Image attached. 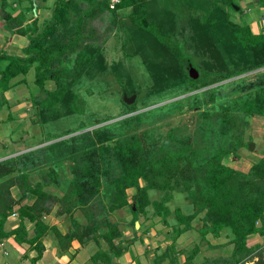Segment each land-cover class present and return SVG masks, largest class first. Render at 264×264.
Listing matches in <instances>:
<instances>
[{"label":"trees","instance_id":"obj_1","mask_svg":"<svg viewBox=\"0 0 264 264\" xmlns=\"http://www.w3.org/2000/svg\"><path fill=\"white\" fill-rule=\"evenodd\" d=\"M109 1L55 0L49 20L38 28L36 18L29 17V22L24 23L26 11L14 15L6 8V1L0 0L4 28L28 37L21 54L0 51V107L5 106L9 110L11 105L4 91L15 84L28 83L27 74L31 69L33 77L30 79L32 86L31 90L29 87L28 98L30 100V91L34 93L31 101L36 108L47 109L56 118L66 114H83L85 100L72 87L84 70L93 71L100 65L98 44L104 41L106 35L98 33L93 21L106 11L114 16L125 3L121 0L110 8ZM195 1L199 2L194 5ZM137 4L144 8L136 12L135 22L153 37L150 45L148 42L140 44L145 51V44L150 47L149 55H146L152 58L150 62L155 61L154 57H161L159 62L154 63L153 71L162 82L170 79L174 82V78H178L179 81L202 87L248 73L204 90L201 92L203 98L198 96L199 93L191 96L194 101L192 109L206 105L200 117L209 118L214 125L215 132L209 139V156L199 161L201 151L180 127L169 128L166 139L151 148L145 147L136 133L122 138L111 137L113 133L108 125L34 148L18 155L16 160L0 162V239L13 236L18 242H36L37 255L32 258V264H36L42 254L39 240L48 229L41 216L57 204V213L65 212L71 217L72 226L64 234L50 227L63 246L66 247L73 239L79 242L93 239L98 247L91 256L92 261L95 264H111L112 256L122 255L127 243L114 242L121 232L106 212L127 206L132 214L131 224L139 214H144L146 218L158 215L164 224L169 225L167 216L174 213L172 241L162 253L155 255L156 264L164 257H169L171 262V252L173 257L178 252L184 253L185 259L181 264H194L193 258L199 251L197 244L188 251L176 250L174 245L176 237L192 229V221L198 217L202 222L197 232L202 240L208 233L217 237L225 229L232 244L226 259H205L208 262L204 264H215V261L218 264H244L255 253L254 248L264 244L263 241L254 248L247 245L250 234L259 233L264 237V155L249 160L238 153V149L248 142L243 137L247 119L264 117V26L256 32L240 17L235 20L231 17L233 9L228 0H191L189 4L193 8L203 11L200 16H191L189 20L194 51L196 54L205 51L209 55V59L203 61L206 70L200 71L197 79H192L185 63L194 65L193 59L179 48L169 46L173 43L171 33L168 34L171 23L150 20L147 4ZM234 4V8L239 10L240 6ZM166 13L169 14V11ZM49 82H52V88L47 87ZM38 93H43V98L37 97ZM124 105L130 111L136 109L135 103ZM40 109L35 112L37 115L32 118L33 122L43 121L41 115L44 114ZM10 118L9 112L7 119ZM127 118H124L125 122H128ZM61 157L71 162L68 165L70 177H60L51 166ZM228 157L231 159L227 160ZM240 160L249 163L247 169L230 165V162ZM41 164L48 166L44 172L41 170L40 179L32 183L26 169L29 165L33 168ZM15 170L17 173L11 175ZM50 180L60 186L61 195L44 189ZM61 181L64 186L60 185ZM13 183L19 186L22 196L30 193L35 200L32 204L20 205L17 208L19 224L10 231H4V221L16 204L8 190ZM129 187L135 189L131 200L126 193ZM151 192L162 195L160 199H154ZM175 192L182 193L191 202L192 208L188 212L180 206L171 211L168 200ZM95 201L99 202L98 211L92 204ZM149 206L152 207L151 215L147 213ZM76 208H80L86 217L85 223L81 224L73 217ZM24 220L33 222L36 228L35 235L30 239L26 236ZM148 229L144 228V231ZM101 239L106 242V248H103ZM261 252L256 251L257 259L253 264H264V253Z\"/></svg>","mask_w":264,"mask_h":264},{"label":"rangeland","instance_id":"obj_2","mask_svg":"<svg viewBox=\"0 0 264 264\" xmlns=\"http://www.w3.org/2000/svg\"><path fill=\"white\" fill-rule=\"evenodd\" d=\"M190 1L191 0H125V3H123L124 5L119 7L114 15L117 17H114L110 11H106L104 14L102 13L97 17L93 21L94 27L97 29L98 33L106 35L104 41L98 44L100 65L99 67L93 68V71H91V69L88 71L84 70L85 72L82 73L72 87L73 91L80 94L85 100L84 113L66 114L60 118H56V116H52L47 109L36 108L31 101V96L34 93L31 94L30 91V102L24 104L21 102L19 104V108L21 109H19V113L16 115L18 123L9 124V127L18 126L20 128L21 133L13 136L16 138L21 136L23 138L27 137L28 135L25 129L31 127L33 129L30 134L32 138H30L28 142H24L27 141L26 139L28 138H26L23 141H19V144L16 143V145L9 147L11 148L10 152L20 153L25 149L27 150V148L44 147L48 143L63 138L66 139L84 131H91L104 125L110 127L113 133L111 137L122 138L128 134L136 133L141 138L143 145L147 148H151L166 139V133L169 128L180 127L182 128L183 134L188 136L195 147L201 151L199 161L207 158L210 154L209 139L215 132L214 125L209 118L200 117V113L206 108V105L202 104L200 108L192 109L191 106L194 104V101H192L191 96L199 93L198 96L203 98L201 95L204 90L246 76L248 73H241L232 78L220 82H213L202 87L199 85L194 86L186 81H179L178 78H174V82L172 79L167 82H162L160 76L153 71L155 69L154 63L157 61L159 62L161 57H154L155 61L150 62L149 60L152 58L146 56L149 55L150 47L145 44V48H147L145 51L143 44H140L141 42H148L150 45L153 37L140 29L135 22L136 12L144 8L137 3L143 2L145 5L147 4V14L150 20L156 19L157 21L160 19L164 23L170 22L168 34L171 33L170 35L173 37V43L171 42L169 46L172 49L179 48L186 56L193 59L194 65L186 62L185 69L188 73L189 65L196 68L198 71L196 78H192L189 73L188 75L192 79H197L200 71L206 70L203 61L209 59V55L205 51L199 52L198 54L194 51L192 30L189 25V20L191 16H200L203 11L202 9L193 8L194 6L189 4ZM242 1H245V3L248 1L250 4L255 3L254 0ZM154 2L155 4L153 6ZM197 2L199 1H195L194 5L197 4ZM228 2H230V7L233 9L232 12L229 9L231 17L237 21L239 17L242 21H248L247 16L255 12L253 10L250 13L248 12V15L245 14V12H243L244 8L242 3L239 0H228ZM233 2L240 6L239 10L234 8L235 4ZM258 3L264 4V0H259ZM134 4L137 5L134 6ZM162 9L169 11V14ZM260 13H264V7L261 8ZM29 75L32 76L33 71L29 72L28 76ZM47 87L52 88V82H49ZM132 95L134 99L129 104L135 103L136 109L130 111L129 108L124 105V97ZM23 96H27V90H24ZM43 96V93H38L37 95V97L40 98H43ZM60 107L62 108V104ZM37 109H40V111H42L41 113L44 114L41 115L43 116V118L41 117L43 121L40 119L42 122L40 120L38 122L32 121V118L35 119L34 115L38 113ZM36 111L37 113H35ZM134 115L139 116L133 117ZM125 117H128V122H125ZM247 121L248 124L245 128L243 137L244 140L248 142L246 146L238 149V153H240L243 158L252 160L258 156L264 155V117L253 116L249 118V120L247 119ZM9 138L8 136V139ZM109 140L112 141L110 138ZM251 141L254 142L252 149H250L248 144ZM228 159H231V157H228L227 160ZM70 163V161L63 157L59 159L57 169L61 172V175L70 176L68 171V165H70ZM230 165L243 170L247 169L249 163L246 160H240L230 162ZM140 183H143V180H140ZM133 192H135V190L131 189V187L126 188L128 200L129 198L131 200L130 195ZM161 195L162 193L160 192H151V197L154 199H160ZM101 198H103V196H101ZM97 202H92V204H95L93 206L95 211H98L99 207V202ZM168 206L171 211H173L176 206L182 207V210L185 212H188L192 208L191 202L185 199L184 195L180 192L173 193L172 199L168 200ZM147 212L151 214V206L147 208ZM76 213L79 217H82V221H84V216L79 209ZM106 213L110 221L118 220L120 225L125 223L123 217L130 214L128 208H120L119 210L117 209L112 212L108 211ZM167 220L169 225L164 224L158 215L150 219L153 224L161 227L160 229L167 231V233L168 231L171 233L170 228L175 223L173 212L167 216ZM201 222L202 220L200 217L194 219L192 222L193 226H195L193 227L194 229H189L188 232L179 236L176 248H183L191 243V241L197 244L198 240L197 245L199 246V251L198 255H195L196 258L194 257L197 262L202 261V264H204V262H208L216 257L219 259H226L232 249V244L227 240L229 237L227 232H222L218 238L212 237L210 233L207 234L211 243L219 245L218 247L213 244L208 246L199 238L200 236L196 229L200 226ZM147 223H149V221H147ZM262 239L263 238L259 236H248L247 243L254 248L257 244H261ZM156 241L161 243V246L164 247L165 244L170 243V235L166 236L163 232V236L159 235ZM102 243L103 246L106 247V242L103 239ZM155 243L156 242L153 244ZM138 247H140V245ZM185 249L188 251L190 247ZM254 249L255 253L252 255L251 259H247L244 264H253L257 259L256 251L261 250V253H264V244ZM179 257L182 259L181 256ZM174 258L176 259V257ZM215 264H218V262L215 261Z\"/></svg>","mask_w":264,"mask_h":264},{"label":"crops","instance_id":"obj_3","mask_svg":"<svg viewBox=\"0 0 264 264\" xmlns=\"http://www.w3.org/2000/svg\"><path fill=\"white\" fill-rule=\"evenodd\" d=\"M5 1L7 3L6 8L10 10L12 14L15 15L21 11H26L27 19L24 20V23L29 22L28 20L29 17L36 18L37 27L40 28L45 22L49 20L55 0H5ZM239 1L242 3V6L244 8L243 12H245V14L248 15V12L250 13L253 10L255 11L254 13L252 14L250 13L247 16V20L249 21L247 22L250 24L251 28L254 31L256 32L259 31L264 26V13H260V10L261 8L264 7V4L258 3L259 0H254L255 2L254 4H250V2L248 1H246L247 3H245V1L243 2L242 0ZM236 9H238V7ZM3 25H4V21L0 17V51L5 50L8 54H21L23 47L28 42L27 35L11 33L8 30H6ZM31 71L33 70L30 69L29 72ZM30 77L32 78L33 75L28 76L27 74L28 83L15 84L14 86L4 91V96L8 101L9 105H11V107L9 108V110H7L5 106L0 107V141H1L0 162L9 161L12 159L16 160V157L18 155L25 152H29L30 150L34 149V148L32 149L27 148V150L25 149L20 153L15 152L16 153L15 154V153H11L10 152L11 148H9L11 146L16 145V143L19 144V141H23L24 139L28 138L26 139L27 141H24V142H28L30 138H32V136H30V134L33 131L31 127L25 129L27 131L26 134L28 135L25 138H23L22 136L18 138L13 137L15 135H18V133H21L20 128L18 126L17 127L19 129L16 126L9 127V124H14L17 122L16 115L19 113V109H21L19 108V104L21 102H23L22 104L30 102L28 98L29 87L30 84H32V82L30 81ZM24 90H27V96L25 97L23 96ZM9 112L11 118L7 119V114ZM8 136L10 137L9 139ZM57 164L58 161L52 163L51 164L52 168L55 169L56 173L60 177L62 178L67 177L68 175L67 176H65L64 174L61 175V172L57 169ZM22 166L21 169H23ZM47 166H48L47 164H41V166L37 165L33 168H30L29 165L26 169L28 173V179L32 183L38 181L41 177V170H43L44 172ZM21 169H19V171H21ZM16 173L17 170L12 172L11 175H15ZM49 177H51V175H49ZM60 185L64 186V182L61 181ZM44 189L49 191L50 193H57L58 195H61L62 193L60 186L52 181L47 182V184L44 186ZM131 189L135 190L133 187H131ZM8 190L10 192L12 199L16 202V204L12 212L7 215L6 220L4 221L3 224L4 231H10L19 224L20 218L17 208L23 204H32L33 201L35 200V196L30 193H27L26 195L22 196V191L20 190L17 184L14 183L11 184L10 186H8ZM132 194L130 195V197L132 196ZM57 207H58L57 204H54L49 212H44L41 216V220L48 226V229L43 233V235L39 240L42 246V254L36 260V264H95L92 261L91 256L97 250L98 246L93 241V239H88L85 242H79L78 240L73 239L71 242H68V245L66 247H64L63 242H60L56 237L53 229L50 227H55L56 229H58V231H60V233L64 234L72 226L71 217L69 216V214L65 212L57 213L56 212ZM122 208H128V207L125 206ZM78 209L80 210V208H76L75 210L77 211ZM76 211H75V216L77 217L74 216V212H73V217L79 223L81 224L85 223L86 217L84 216V214L82 213L84 216V221H82V217H79ZM12 213H16V215L13 216ZM131 216L132 214L130 213L123 217V220L125 221L123 225H120V223H118V220H114V222L118 224V227L121 232V235L115 238L114 242L121 244L127 243V246L125 245L126 248L123 251L122 255L112 256L111 264H156V261L154 260L155 255L162 253L166 245L169 244L167 243L163 247L161 246V243H159L156 240H158L159 235L163 236V232H164L166 236L170 235V242H171L173 227L170 228L171 233H169V231L167 233V231L160 229L161 227H158L156 224H153L150 221V219H152L156 215L146 218V215L144 214H139L135 222L131 224L129 223ZM147 221H149V223H147ZM24 226L26 229L27 238L28 239L32 238L36 233V228L34 223L31 221L24 220ZM144 228H149V229L147 231H144ZM188 231L189 230L183 233H186ZM224 231L227 232L225 229H223L221 230L220 235ZM183 233H181L179 236H181ZM220 235L217 237H214L212 235V237L218 238L220 237ZM253 235L262 237L263 238L262 242L264 241V237L259 233L250 234L249 236H253ZM179 236H177L175 239L174 247L176 250H179L176 248L177 247L176 244L178 243ZM229 239L230 237H228L227 240ZM203 241L208 246H211V244H213L211 243L209 237H207V234H206V239H203ZM154 242L156 243L153 244ZM101 243H102V239H101ZM35 244L36 242L32 244H29L28 242H18L14 239L13 236L3 237L2 239H0V264H32V258H34L37 255ZM197 244H198V240H197ZM139 245L140 247H138ZM194 245H195L194 242L191 241V243L180 249L184 250L185 248L188 247L191 248ZM213 245H216V247H218L217 244H213ZM106 247L103 246V248ZM171 253H172L171 262L169 261V257H164L161 261H159L158 264H175V263L181 264L184 261L185 255L183 252H178V254L176 255V259L173 257V252ZM179 256H181L182 259ZM195 258H193L194 264H202V261L197 262Z\"/></svg>","mask_w":264,"mask_h":264},{"label":"water","instance_id":"obj_4","mask_svg":"<svg viewBox=\"0 0 264 264\" xmlns=\"http://www.w3.org/2000/svg\"><path fill=\"white\" fill-rule=\"evenodd\" d=\"M237 8V7H236ZM188 73H189V75L192 77V78H196L197 77V75H198V71L196 70V68H194L193 66H191V65H189V68H188ZM133 99H134V96L132 95V96H129V97H124V101H125V103H127V104H129V103H131L132 101H133ZM249 144V146H250V149H252L253 148V146H254V142H249L248 143Z\"/></svg>","mask_w":264,"mask_h":264},{"label":"built area","instance_id":"obj_5","mask_svg":"<svg viewBox=\"0 0 264 264\" xmlns=\"http://www.w3.org/2000/svg\"><path fill=\"white\" fill-rule=\"evenodd\" d=\"M121 0H110L109 1V6H110V8H114L115 7V5L117 4V3H119ZM12 215L14 216V215H16V213H12Z\"/></svg>","mask_w":264,"mask_h":264}]
</instances>
